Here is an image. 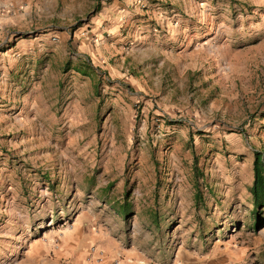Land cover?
<instances>
[{
  "label": "rangeland",
  "instance_id": "rangeland-1",
  "mask_svg": "<svg viewBox=\"0 0 264 264\" xmlns=\"http://www.w3.org/2000/svg\"><path fill=\"white\" fill-rule=\"evenodd\" d=\"M16 57L0 264H264V0H0V64Z\"/></svg>",
  "mask_w": 264,
  "mask_h": 264
},
{
  "label": "trees",
  "instance_id": "trees-1",
  "mask_svg": "<svg viewBox=\"0 0 264 264\" xmlns=\"http://www.w3.org/2000/svg\"><path fill=\"white\" fill-rule=\"evenodd\" d=\"M73 69L84 75H91L94 71L86 56L74 63ZM250 169L251 182L248 188L252 218L250 227L257 230L264 223V150L252 149ZM195 198H198L197 195Z\"/></svg>",
  "mask_w": 264,
  "mask_h": 264
},
{
  "label": "crops",
  "instance_id": "crops-1",
  "mask_svg": "<svg viewBox=\"0 0 264 264\" xmlns=\"http://www.w3.org/2000/svg\"><path fill=\"white\" fill-rule=\"evenodd\" d=\"M58 37H59V39H62L61 36L58 35ZM44 39L45 38H39V39L37 38V39H35V37L31 38V39H26L25 41H27V42L25 43V49L23 50V52L26 50L28 53H31L34 50H36V52H39V53L42 52L43 53L46 50L45 45L47 44L44 41ZM17 45H18V43L16 44V47H17ZM82 49H83V50H81L82 53H88L89 52L88 49H85V50H84V48H82ZM47 50H49V49H47ZM15 53H17V51L16 52H12L11 55L13 56ZM19 59H20L19 57L12 58L10 63H8V64H5V63L0 64V82H3L5 80V78L7 77L8 70H10L12 66L15 67V72L20 70L21 63L20 62L16 63V61L19 60ZM47 68H48V65L46 64V66L43 67V69H42V76L40 77L41 80L43 79V76L46 75ZM70 72H73V74H71ZM66 74H67V72L59 73V70H57L56 78L57 77L59 78V76H61V75H62V78H64L66 76ZM80 75L81 74L78 71L71 70V71H69V75L68 76L70 77V79L77 80V78L80 77ZM82 77H85V76H82ZM2 85L4 86V82L2 83ZM9 90H10V88H8V91ZM88 264H96V263L90 261ZM101 264H112V263H111L110 260L106 259Z\"/></svg>",
  "mask_w": 264,
  "mask_h": 264
}]
</instances>
